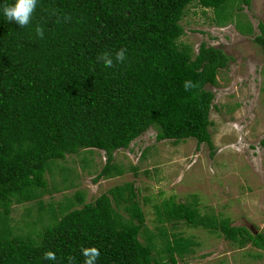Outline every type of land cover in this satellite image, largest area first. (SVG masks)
<instances>
[{
    "label": "trees",
    "instance_id": "obj_1",
    "mask_svg": "<svg viewBox=\"0 0 264 264\" xmlns=\"http://www.w3.org/2000/svg\"><path fill=\"white\" fill-rule=\"evenodd\" d=\"M250 1L37 0L30 24L21 28L3 14L15 0H0V264H84L82 249L90 247L100 251L96 264H165L154 259L148 230V243L139 240L144 216L131 183L92 202L77 192L57 207L43 208L41 198L52 193L45 175L57 167L62 183L72 185L58 161L80 150H99L106 161L96 180L119 176L123 170L111 164L114 151L127 149L151 128L157 141L192 138L197 147L204 143L212 149L214 94L206 86L216 85L231 57L205 43L192 56L177 42L184 32L180 21L197 5L211 9L216 24L234 23L241 35H253L251 24L241 26L238 19L241 4L249 7ZM38 25L43 38L36 34ZM258 29L253 40L264 54L262 23ZM122 48L127 50L122 63L114 60L106 68L97 60ZM188 80L196 87L185 90ZM35 201L39 212L50 213L44 231L38 237L15 236L7 216L11 204ZM156 214L160 222L183 220L219 231L239 246L264 250V235L202 217L190 205L165 202ZM157 230L176 264L174 254L187 253L192 242L175 235L170 241L163 227ZM47 251L56 259H44Z\"/></svg>",
    "mask_w": 264,
    "mask_h": 264
},
{
    "label": "rangeland",
    "instance_id": "obj_2",
    "mask_svg": "<svg viewBox=\"0 0 264 264\" xmlns=\"http://www.w3.org/2000/svg\"><path fill=\"white\" fill-rule=\"evenodd\" d=\"M241 7L240 25L251 24L253 35H241L234 23L216 24L212 10L197 5H190L180 21L184 32L177 42L190 48L192 56L205 43L231 57L227 68L218 72L216 85L206 86L214 94L209 115L212 149L204 143L197 147L192 138L178 143L157 141V132L151 128L127 149L114 151L111 164L123 170L121 175L98 180L105 153L80 150L58 161L67 170L62 174L73 179L72 185L62 183L57 167L46 173L52 193L41 198L43 208L57 207L77 192L84 195L85 202H92L113 187L131 183L144 216L138 237L145 245L144 230L154 236L157 262L171 264L164 250L165 238L158 235L157 227H163L170 241L175 235L192 242L187 253L174 254L176 264H264L263 249L250 243L239 246L219 231L191 227L183 220L175 225L174 220L160 222L156 214L162 203L185 204L202 217L264 235V54L253 40L260 34L258 24L264 26V0H251L249 7ZM117 210L127 218L122 206ZM7 216L15 236L38 237L50 213L39 212L37 201L13 202Z\"/></svg>",
    "mask_w": 264,
    "mask_h": 264
},
{
    "label": "clouds",
    "instance_id": "obj_3",
    "mask_svg": "<svg viewBox=\"0 0 264 264\" xmlns=\"http://www.w3.org/2000/svg\"><path fill=\"white\" fill-rule=\"evenodd\" d=\"M36 8H37V0H15L14 4L4 6L3 14L9 22H15L21 28H23L30 24L33 17V13L35 12ZM64 19L65 21H68L70 18L66 16L64 17ZM35 31L37 36L43 38L44 29L42 27L38 25L35 28ZM126 51H127L126 49L122 48L116 52L114 57L110 53L105 52L100 56H98L97 60L102 61L104 67L111 68L114 65V60L117 63H122L125 61ZM194 87H196V85H194L192 81L188 80L184 82L185 90ZM82 254L85 257L84 264H96V261L100 256V251L96 247H90V248L82 249ZM44 259L55 260L56 255L52 251H47L44 254ZM68 259L71 260L72 258L69 257Z\"/></svg>",
    "mask_w": 264,
    "mask_h": 264
}]
</instances>
